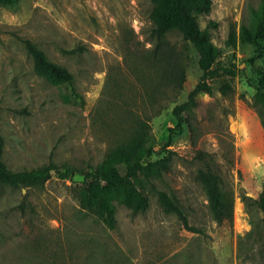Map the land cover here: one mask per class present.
Returning <instances> with one entry per match:
<instances>
[{
	"label": "rangeland",
	"instance_id": "1",
	"mask_svg": "<svg viewBox=\"0 0 264 264\" xmlns=\"http://www.w3.org/2000/svg\"><path fill=\"white\" fill-rule=\"evenodd\" d=\"M260 1L212 0L200 18L203 27L215 23L210 36L222 69L208 79L213 92H199L181 123L174 106L188 99L203 70L193 45L169 36L187 62L186 79L177 101L152 117L147 159L172 151L170 169L152 183L177 199L195 230L164 210L151 183L147 210L135 213L115 202L114 226L84 209L73 190L83 180L79 170L102 161L127 135L130 118L145 111L151 82L141 81L131 51L144 55L153 46L152 0L0 6L4 160L13 170L57 166L43 186L0 182V264H264V213L257 203L264 189V124L254 99L264 52L257 56L241 37ZM26 39L67 67L73 85L37 70ZM207 161L233 188L232 221H218L210 211L197 177ZM69 168L74 173L63 177Z\"/></svg>",
	"mask_w": 264,
	"mask_h": 264
},
{
	"label": "trees",
	"instance_id": "2",
	"mask_svg": "<svg viewBox=\"0 0 264 264\" xmlns=\"http://www.w3.org/2000/svg\"><path fill=\"white\" fill-rule=\"evenodd\" d=\"M11 3L12 0H0V6ZM152 3L153 46L144 55H139L135 50L131 51L134 68L139 67L143 71L140 75L141 81L151 82V88L144 100L145 111L130 118L127 135L102 161L79 170L83 174V180L73 190L84 209L102 215L114 226L115 202L125 204L135 213L147 210L150 197L146 192V185L151 183L164 210L176 213L185 227L195 230L177 199L152 183L153 178L162 177L164 172L170 169L172 151L168 150L156 160H149L147 156L154 146L152 117L168 107L169 103L177 101L186 79L187 62L169 36L181 35L185 41L191 43L198 54V64L203 70L201 79L189 92L188 99L174 106L173 112L178 123L182 122L184 112L196 105V95L199 92H213L214 87L208 83V79L218 75L222 69L218 62L221 50L213 45L210 36V25H214V21L209 20L204 27L200 23V18L211 11L212 0H152ZM250 10V26L242 27L241 37L252 43L256 55L260 56L264 52V0L260 1L257 8ZM24 41L34 58L37 70L47 74L55 82L73 85L74 75L67 67L50 60L45 50L31 39ZM145 64L150 66L149 70L144 67ZM224 87L226 86H221L220 90H224ZM254 87V99L260 107L261 121L264 124V70ZM146 109H149V112H146ZM5 145L0 125L1 183L20 187L43 186L51 178L52 170L57 168L51 162L37 168L13 170L4 160ZM73 173L72 168L60 172L63 177ZM197 177L205 190L213 217L218 221H232L235 197L231 185L209 161L198 170ZM257 203L264 213V189Z\"/></svg>",
	"mask_w": 264,
	"mask_h": 264
}]
</instances>
